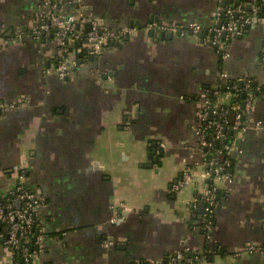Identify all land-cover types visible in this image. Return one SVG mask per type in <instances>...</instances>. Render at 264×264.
<instances>
[{"label": "crops", "instance_id": "0c3cea01", "mask_svg": "<svg viewBox=\"0 0 264 264\" xmlns=\"http://www.w3.org/2000/svg\"><path fill=\"white\" fill-rule=\"evenodd\" d=\"M40 1L0 0V102L27 101L0 113V190L20 185L43 199L45 252L32 264H163L204 249L198 198L206 179L192 133L202 95L221 71L256 79L262 95L251 117L261 125L240 139L233 182L215 210L212 245L228 254L199 264H264V256L244 251L264 246V28L233 40L224 60L192 37L160 41L150 35L158 24L149 25L157 16L161 25L209 28L220 0H85L86 14L112 29L140 24L128 42L83 58L62 80L46 73L57 50L30 34ZM60 1L72 11L75 0ZM154 145L160 160L147 168ZM187 169L193 181L174 193ZM0 264H12L1 244Z\"/></svg>", "mask_w": 264, "mask_h": 264}, {"label": "built area", "instance_id": "2783aa9c", "mask_svg": "<svg viewBox=\"0 0 264 264\" xmlns=\"http://www.w3.org/2000/svg\"><path fill=\"white\" fill-rule=\"evenodd\" d=\"M60 5V0H41L31 14L30 34L37 41L51 43L58 51L61 60L46 73H54L62 80L70 77L73 70L80 67L75 54H82L85 50L89 57L98 58L111 43H122L135 32L133 28L112 29L97 17L86 14L85 0H75L71 12L63 11ZM263 8L264 0H220V6L214 15L216 24L209 28H204L198 23L188 25L174 23L161 25L160 28L174 36L192 37L210 44L218 50L222 59L226 60L230 57V43L233 40L242 37L253 27L264 26ZM71 48H74V55L65 57ZM261 63L264 64V57L261 58ZM228 83L235 84L228 87ZM239 83H242L241 87ZM253 83H256V79L249 73H245L241 78L231 79L227 73L221 71L218 85L205 90L202 95L203 100L197 114L198 123L193 130L192 138L204 161L202 176L206 179V189L201 195L202 203L205 205L202 230L205 229L210 246L215 227L218 192L220 190L226 192L225 187L233 182L234 173L231 170L233 155L236 152L241 154L238 143L250 128H259L261 125L254 122L251 117L256 100ZM222 85L228 89L224 96L219 91ZM256 87V92H260L261 88ZM232 89L238 92L245 91L246 98L242 102L234 101ZM210 92L216 96L215 102L208 99ZM25 106H27L25 100L7 105L0 102V113L15 111ZM230 113L235 115L232 122L228 119ZM230 132L234 134L231 142ZM215 144L220 145L218 150L215 149ZM194 177L193 169H187L172 185L173 192H180L193 181ZM19 178H24L23 170H20ZM17 201L20 202L19 207L15 206ZM42 204L43 199L39 193L20 185L8 191L0 190V236L3 237V246L9 252L12 264L16 255L20 256L23 264H32L37 256L45 252L46 233L41 225L34 228V224L40 222L39 208ZM244 251L264 256L263 245L248 244ZM182 252L174 253L170 264H199L207 260L203 250H185L194 255L193 258H186Z\"/></svg>", "mask_w": 264, "mask_h": 264}, {"label": "trees", "instance_id": "16d2710c", "mask_svg": "<svg viewBox=\"0 0 264 264\" xmlns=\"http://www.w3.org/2000/svg\"><path fill=\"white\" fill-rule=\"evenodd\" d=\"M250 31H251V29H249V32L248 33H246V34H244L243 36H242V38L243 37H245V36H247L249 33H250ZM241 38V37H240ZM86 51L84 50L83 52H82V55H83V58L85 59V61H89V60H91V58L92 57H89L86 53H85ZM72 55H74V48L72 49H70V52L69 53H67V54H65L64 56L65 57H70V56H72ZM75 56H77V58L79 59V55L78 54H75ZM56 60H57V62L59 61V60H61V57L59 56V55H57L56 56ZM80 60V59H79ZM235 83H228V87H233V85H234ZM226 85V84H225ZM225 85H222L223 87L219 90L220 91V94L222 95V96H224L227 92H228V89H227V86H225ZM237 86H238V84H236ZM258 86V85H257ZM252 87H253V91H254V96H256V98L259 96V95H262V89L260 90V92H256V89H257V87L255 86V84L253 83L252 84ZM209 89H211V88H208V89H206V90H209ZM231 92H232V94L234 95V101H240V102H242L245 98H246V92L244 91H240V92H238V91H236V90H231ZM243 95H245L244 97H243ZM208 99L211 101V102H215L216 100H217V98H216V96L213 94V92H210V94L208 95ZM234 117H235V115H234V113H230L229 115H228V119L232 122L233 120H234ZM229 141L231 142V140H233L234 139V134H232L231 132L229 133ZM220 148V145H218V144H215V149L216 150H218ZM211 154H212V152H211ZM210 155V154H209ZM233 162V161H232ZM231 170H232V172H233V163H232V167H231ZM234 173V172H233ZM224 197H226V192L225 191H222V190H220L219 192H218V196H217V200H216V202H217V205L219 204V202L222 200V198H224ZM199 201L201 202V204H203L202 203V196L200 195L199 196ZM214 223H216V218H214ZM38 225H41L40 224V222H36L35 224H34V228H36V227H38ZM203 227V224H202V226H201V228ZM202 230V229H201ZM202 232H203V234H205L206 235V231H205V229H203L202 230ZM0 244L1 245H3L4 244V240H3V237H1L0 236ZM203 254L207 257V261L211 258V257H213V256H216V255H226V254H228V251L226 250V249H224V248H221L220 246H218L216 243H214V245H212V246H210L209 245V243L207 242L206 243V245H205V247H204V249H203ZM183 253V255H185V257L186 258H189V257H191V258H193L194 257V255H192L190 252H182ZM173 256V254L172 255H169L166 259H165V261H164V263L163 264H170V261H171V257ZM13 264H22V262H21V258H20V256H18V255H16L15 257H14V261H13ZM136 264H151L149 261H141V262H139V263H136ZM159 264H161V263H159Z\"/></svg>", "mask_w": 264, "mask_h": 264}, {"label": "water", "instance_id": "95a60500", "mask_svg": "<svg viewBox=\"0 0 264 264\" xmlns=\"http://www.w3.org/2000/svg\"><path fill=\"white\" fill-rule=\"evenodd\" d=\"M223 4H225V3H223ZM263 10H264V8H263ZM144 14H147V12H144ZM154 23H157L158 26L154 29V31H152L151 29H149V30H151L150 31V35H152L153 37H157L158 36V38L160 39V41L170 40V39L173 38V35L171 33H167V32H164V31L161 30V28H160L161 27V23L159 22V19H158L157 16L155 17V22L149 21V25H152L153 26ZM137 24H140V22L139 21H135V20H131L130 21V27L131 28H134V26L137 25ZM262 27L264 28V26H262ZM140 28H143V27H140ZM144 28H146V27L144 26ZM129 40H130V38L129 37H126L125 40H124V43L128 42ZM120 45H121V43L114 42V43H111L110 44V47L109 46L108 47L110 49V48H114V47H120ZM107 48H105L104 50H107ZM56 53H58V51ZM79 58H80L79 62H80V64H82L83 63V55L82 54H79ZM255 84H256V86L259 85L258 82H256ZM241 86H242V83H239V87H241ZM244 96L245 95H243V97ZM134 115H135V117L137 116V111H135ZM154 147L155 148L149 153V161L152 162V163L149 164V165H147L146 166L147 168H153L154 165L158 164V162L160 160V157L157 154L156 145H154ZM15 206L16 207H19L20 206V202L19 201L15 202ZM204 210H205V205L204 204L199 205V213L200 214H204Z\"/></svg>", "mask_w": 264, "mask_h": 264}, {"label": "bare ground", "instance_id": "6f19581e", "mask_svg": "<svg viewBox=\"0 0 264 264\" xmlns=\"http://www.w3.org/2000/svg\"><path fill=\"white\" fill-rule=\"evenodd\" d=\"M150 263H151V261H150Z\"/></svg>", "mask_w": 264, "mask_h": 264}]
</instances>
